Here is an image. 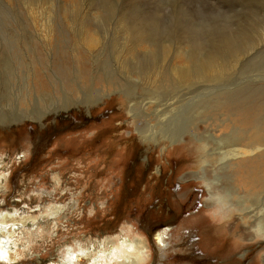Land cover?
<instances>
[{"label":"rangeland","instance_id":"obj_1","mask_svg":"<svg viewBox=\"0 0 264 264\" xmlns=\"http://www.w3.org/2000/svg\"><path fill=\"white\" fill-rule=\"evenodd\" d=\"M263 101L264 0H0L5 195L43 229L0 264L123 227L148 264H264ZM227 145L239 158L221 162ZM205 178L251 217L206 204Z\"/></svg>","mask_w":264,"mask_h":264},{"label":"bare ground","instance_id":"obj_2","mask_svg":"<svg viewBox=\"0 0 264 264\" xmlns=\"http://www.w3.org/2000/svg\"><path fill=\"white\" fill-rule=\"evenodd\" d=\"M60 109L63 110V108H59L57 111H59ZM64 109H68L67 111H69L72 108ZM47 114L48 112L43 113L42 118ZM225 139L226 138L224 137H219L218 141L223 142L226 141ZM212 150L213 149H210V151ZM228 155L229 157L238 156L237 158H239V146H225V149L222 150L223 157L220 158V161L222 162L226 156L228 157ZM15 159H17V157ZM204 159L205 162H210L207 158ZM240 160L242 161L244 160V158L241 157ZM12 169L13 161L11 162L9 157H0V260L3 262L18 260L23 254L25 256L29 255V253L32 252V248L34 247L33 243L37 241L36 237L43 236L41 234L43 229L40 228V223L33 222V220H35L33 216L25 215L26 213H29L30 205L26 204L22 207L21 202L24 200H18L19 205L16 206L14 203V201L17 200L15 199V195L11 199L8 197V195H5V193L7 194L9 191V176ZM204 181L207 189L209 190V195L207 196L209 197V199L206 204H209V201L212 200L211 203H214L218 206L219 204L224 206V211L228 207L235 208L236 205L238 209L236 216L238 217L239 221L246 222V218L251 217V212H253L254 210H251V208H249L248 210L243 209L248 207L249 205H244V207L241 206V204L247 202L248 199L244 197H240L237 199L238 193H236L237 196H235V194L233 193L236 191H234L233 189L221 193L222 195L213 193V189L207 185L208 183H213L211 179L205 178ZM21 194L22 190L20 189L17 195L20 196ZM234 197L235 200H233ZM260 198L262 199L264 204V195H262ZM7 203H10L12 207L7 206ZM54 219L53 221L55 222ZM130 226L132 227V225ZM123 228L118 234L104 236L102 240H97V238L88 240L91 242V244L81 239L78 241L75 240L76 242L75 244H73V246L69 244L66 245L65 248L67 250V253L65 256L59 253L57 255H52L48 260L50 261L49 264H148L147 260L150 257V253L147 238L140 233L136 235L133 233V235L132 232L127 229V227L126 229ZM263 232L264 231H260V234L262 235ZM168 234L169 228L167 227L155 234V240L156 242H158V250H160V253H163L169 245L167 240ZM75 246L76 249H74ZM58 255L60 259H58Z\"/></svg>","mask_w":264,"mask_h":264}]
</instances>
